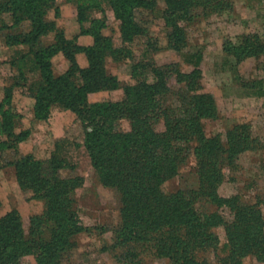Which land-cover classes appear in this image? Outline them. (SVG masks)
<instances>
[{"label": "trees", "instance_id": "obj_1", "mask_svg": "<svg viewBox=\"0 0 264 264\" xmlns=\"http://www.w3.org/2000/svg\"><path fill=\"white\" fill-rule=\"evenodd\" d=\"M69 1L76 3L83 23V5ZM109 3L120 21L123 46H115L111 38L92 28L81 29L94 35L92 45L68 38L56 21L61 15L57 0H0V32L7 31L4 42L26 46L10 60L17 75L4 87L0 100V133L5 136L0 146L13 149L14 154L5 156L0 168L13 165L21 189L43 201V210L31 215L28 231L18 208L0 216V264H25L26 255H33L35 264H64L81 231L76 191L84 178L62 154L60 140L48 158L19 151L18 144L30 133L15 131L20 114L13 110L12 99L20 86L35 97L37 119L47 120L52 106L59 105L73 111L81 122L83 144L95 173L104 186L120 194V221L110 245L119 264H148L147 257L167 258L170 264H208L220 243V226L227 237V254L219 258L222 264H245L248 256L264 261V194L250 200L239 193L222 196L219 192L226 171L238 168L240 156L262 147L251 123L236 124L226 137L206 133L203 120L217 118L220 111L214 94L203 85L201 55L191 62L190 71L179 62L134 63L132 77L137 81L122 84L107 70L105 58L128 55L127 42L146 31L134 10L152 8L156 2ZM233 8L232 0H165L168 46L179 51L187 45L183 22ZM224 51L241 62L263 54L264 40L246 33L237 44L226 42ZM58 52L70 61L62 74L53 68L52 58ZM80 52L88 57L86 67L78 62ZM147 68L153 81L146 74L138 77ZM34 73L37 79L28 84V74ZM120 88L121 99L90 100L91 93ZM190 158L195 167L184 172ZM66 169L72 171L65 173ZM175 176L180 177L179 188L168 191L165 183Z\"/></svg>", "mask_w": 264, "mask_h": 264}, {"label": "rangeland", "instance_id": "obj_2", "mask_svg": "<svg viewBox=\"0 0 264 264\" xmlns=\"http://www.w3.org/2000/svg\"><path fill=\"white\" fill-rule=\"evenodd\" d=\"M154 1L156 5L152 8L134 10L135 19L146 28V31L136 36L132 42H127L128 55L118 53L107 55L105 58L107 70L117 75L122 84L135 83L137 78L132 77L134 63L143 61L162 65L179 62L184 71H190L194 68L191 62L201 55L203 85L207 91L214 94L220 111L217 118L203 120L206 133L222 134L226 137L227 131L236 124L249 122L253 135L262 144L261 148L244 152L239 158L237 169L226 171V179L221 184L219 192L222 196L239 193L246 199L254 200L255 195L264 194V53L259 57H249L238 62L233 55L224 51V45L228 41L239 43L241 36L246 33H256L264 40V0H232L233 9L206 15L199 14L183 22L187 32V45L179 51L168 46V27L163 14L165 0ZM66 2L70 6L74 5V8L65 16L62 13L64 10L61 11L56 21L65 29L64 20L69 19V31L66 33L68 38H75L77 43L83 46L92 45L94 35L87 33L89 39L86 40L83 39L85 33H81L82 28H92L102 36L111 38L115 46L126 44L122 40L120 21L116 18L109 0H79L83 5L82 12L86 14L83 23L78 20L75 2L57 0L61 10ZM2 33L5 35L7 31H1L0 34ZM18 49L8 48L0 38L1 86L11 84L17 75V71L10 68V60ZM77 59L82 67L89 64L85 52L78 53ZM68 62L70 66V61ZM62 64V59L56 60L57 72L64 69ZM141 72L139 78L146 74L148 79L153 81L154 75L150 68L142 69ZM37 77V73L28 74V84ZM173 81L174 79L171 80L172 83ZM17 90L18 96L15 100L17 105L13 110L22 113L23 126L28 127L34 121L30 100L24 95L29 90L21 86ZM89 97L91 101L118 100L123 97V89L95 92ZM124 126H127L125 122ZM159 128L161 129L162 125H159ZM83 138L84 130L76 114L56 105L49 118L37 128L34 137L23 142L21 148L22 141L18 146L21 153H32L36 158H48L54 151L56 142L60 140L62 154L70 165H74V171L84 178L83 185L76 191L81 231L76 234L77 243L64 264H119L110 245L113 243L114 232L120 221V194L100 182L87 148L83 144ZM2 140H5V136L0 133V142ZM5 156L13 158V149L3 150L0 146V163H3ZM194 167L195 160L190 158L182 170L189 172ZM71 171L66 169L65 173ZM179 185L180 177L175 176L165 183V188L174 191ZM0 200V216L12 208H18L27 231L31 215L43 210L42 200L32 198L30 192L21 189L13 165L0 168ZM226 214L229 215L227 210ZM217 232L220 243L216 252L210 254L208 264H222L219 258L227 254L224 227H218ZM23 261L25 264L36 263L33 255H26ZM146 261L148 264H170L167 258L147 257ZM244 261L245 264H264V261L254 256H248Z\"/></svg>", "mask_w": 264, "mask_h": 264}, {"label": "crops", "instance_id": "obj_3", "mask_svg": "<svg viewBox=\"0 0 264 264\" xmlns=\"http://www.w3.org/2000/svg\"><path fill=\"white\" fill-rule=\"evenodd\" d=\"M74 8V5H72V6H70V5H68V2H66L65 4H63V7H62V10L61 11H63L64 10V12H62L63 14H64V16H65V14L70 10V9H73ZM67 15V14H66ZM67 18H69L68 16H67ZM65 22V32L66 33H68V31H69V25H68V23H69V19H66V20H64ZM80 26V25H79ZM73 31V30H72ZM84 38L83 39H86V40H88L89 39V35H87V34H85L84 36H83ZM0 38L3 40V43L8 47V48H24V49H26V46H24V45H22V46H9V45H7L5 42H4V35H3V33L2 34H0ZM57 59H62V65H63V70H61V71H59V72H57V70H56V66H55V63H56V60ZM52 62H53V68H54V71H55V73L57 74V73H61V72H63V71H65L67 68H68V66H69V62H68V59L65 57V55L62 53V52H58L56 55H54V57L52 58ZM8 64H9V62H8ZM10 68L12 69V70H15L14 68H12V66H10ZM7 85V84H6ZM4 87H5V85H2L1 86V84H0V95L2 96L1 97V99H3V97H4ZM17 88L18 87H16L15 89H14V93H13V99H12V104H13V108H16V105L17 104H15V100H16V98H17V96H18V90H17ZM23 94H24V92H23ZM25 96H26V98H29V100H30V104H31V106H32V114H33V119H34V121H33V123L32 124H29L30 126H28V127H24L23 126V121H24V118H23V115H22V113L18 110V112H19V114H20V116L18 117V119H17V121H16V124H15V131L16 132H20V131H22V130H29L30 131V133H29V135H28V137L26 138V140H24V141H22L21 143H20V148L24 145L23 144V142H25V141H29L30 139H32L33 137H34V135H35V133L37 132V128L38 127H40V126H42L43 125V123L46 121V120H40V119H37L36 117H35V103H36V99H35V97L30 93V92H28V93H26V94H24ZM54 107H56V105H54V106H52V108H51V111L54 109ZM17 112V111H16ZM32 118V117H31Z\"/></svg>", "mask_w": 264, "mask_h": 264}]
</instances>
